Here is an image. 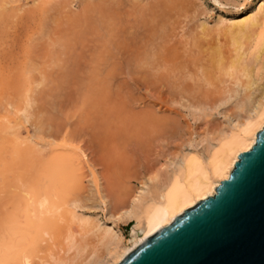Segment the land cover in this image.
I'll use <instances>...</instances> for the list:
<instances>
[{"label":"rangeland","instance_id":"1","mask_svg":"<svg viewBox=\"0 0 264 264\" xmlns=\"http://www.w3.org/2000/svg\"><path fill=\"white\" fill-rule=\"evenodd\" d=\"M263 3L0 0V249L58 156L74 172L25 264H89L105 228L129 239L118 214L152 177L238 122L244 66L264 82V49L230 28Z\"/></svg>","mask_w":264,"mask_h":264},{"label":"bare ground","instance_id":"2","mask_svg":"<svg viewBox=\"0 0 264 264\" xmlns=\"http://www.w3.org/2000/svg\"><path fill=\"white\" fill-rule=\"evenodd\" d=\"M262 16L264 3L257 15H250L231 24L230 28L237 31L236 35L232 36L235 44L242 45L239 38L246 36V39L248 36L255 44L257 49L255 51L258 54L262 52L264 49ZM258 54L255 56L256 60ZM240 60L242 56L236 63L241 65ZM249 68L250 66H244L248 77L245 91L248 93L238 102V122L220 133L214 142L205 148L204 154L196 150L190 151L181 158L172 172L157 173L152 177L148 188L146 186V189L133 198L127 210L124 209L118 214L119 220L124 223L135 221L130 238L126 239L119 229L105 228L102 234L105 252L89 264H118L143 239L171 223L175 217L198 201L215 195L216 187L230 177L239 155L252 149L257 142L258 132L264 127V82L254 79ZM235 69L237 70L235 67L233 71ZM253 92H257L258 95L254 96ZM60 157H55L56 159L47 165V169L45 168L47 173L43 177L46 180H41L39 187L30 192L28 204L26 203L27 206L23 210L26 223L22 225L13 217L11 220L18 224L8 220L7 223L10 225H7L9 227L7 229L11 232L16 230L17 236L0 249V264H25L28 261L26 246L36 243L40 232L48 224L46 215L57 206L54 199L56 193L64 192L67 179L74 172L72 160ZM78 217L83 221V217L80 215ZM139 230L141 236H138Z\"/></svg>","mask_w":264,"mask_h":264},{"label":"water","instance_id":"3","mask_svg":"<svg viewBox=\"0 0 264 264\" xmlns=\"http://www.w3.org/2000/svg\"><path fill=\"white\" fill-rule=\"evenodd\" d=\"M216 190L118 264H264V127Z\"/></svg>","mask_w":264,"mask_h":264}]
</instances>
